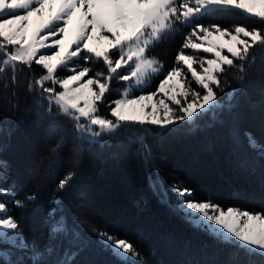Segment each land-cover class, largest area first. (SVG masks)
I'll return each mask as SVG.
<instances>
[{"label": "snow or ice", "instance_id": "snow-or-ice-1", "mask_svg": "<svg viewBox=\"0 0 264 264\" xmlns=\"http://www.w3.org/2000/svg\"><path fill=\"white\" fill-rule=\"evenodd\" d=\"M225 9L242 10L254 18V26L224 27L201 22L205 15ZM180 26L190 31L175 55L173 66L164 75L165 65L150 53L170 34L178 32ZM185 49L193 53H186ZM256 49L264 50V0H0V94L7 103L6 108H0V136L5 133L9 115L15 118L19 113V90L26 84L33 98L31 110L56 131L59 129L55 121L67 119L77 141L72 168L54 186L53 205L62 203L63 197L71 193L83 151L105 146L106 139L133 130L143 133L135 137L140 145L135 152L138 165L150 186L160 192L163 181L152 145L182 131H199L204 117L211 116L213 124L223 122L225 115L235 119L240 97L251 84L248 78L256 66ZM200 52L212 54V58L196 54ZM100 61L106 73L95 71L89 75L93 67L86 65ZM194 65H199L200 70ZM160 75L164 78L155 92L135 95ZM114 80L125 82V86L119 98L111 99L112 93L119 91L112 86ZM161 93L171 103L160 98L150 105ZM261 95L264 96V84ZM150 106L151 110L146 111ZM105 109L114 119L102 114ZM12 131L8 129L9 136ZM243 135L264 172V143L251 132ZM232 139L235 151L241 144L235 130ZM63 147L61 137L50 149L49 163L37 168L34 191L23 198H19L14 185L2 186L8 181V166L0 161V196L12 197L14 209L25 210L35 204L46 187L39 181L52 179ZM170 190L177 199L173 202L168 196L167 203L191 227L237 249L231 254L233 258L244 253L248 259L243 264H257L251 257H259L260 264H264V205L251 210L225 208L211 199L199 200L194 189L186 187L183 181H174ZM167 195L165 189L161 197ZM57 212L56 207L46 212L47 237L70 244L51 262L46 257L55 248L41 250L35 242L29 245L19 221L9 214L8 204L0 201V245L32 250L30 261H13L11 252L0 247V261L77 264L76 258L91 248L112 259L83 264H146L138 247L127 238L92 226L90 232L95 240H88L82 233L73 232L67 218Z\"/></svg>", "mask_w": 264, "mask_h": 264}, {"label": "trees", "instance_id": "trees-1", "mask_svg": "<svg viewBox=\"0 0 264 264\" xmlns=\"http://www.w3.org/2000/svg\"><path fill=\"white\" fill-rule=\"evenodd\" d=\"M253 19L242 10L225 9L205 15L201 22L231 27L235 24L253 25ZM189 28L180 26L178 32L160 46L150 56L156 57L165 65V73L173 66L175 55L180 50ZM186 53L193 50L185 49ZM256 66L249 75L250 87L240 97L236 118L225 115L223 122L213 124L211 116L200 121L199 131H182L160 139L152 145L156 156L159 176L163 181L160 192L150 186L144 177L135 156L139 142L135 140V130L121 132L106 139L105 146H92L83 151L82 165L70 194L63 197L57 205L51 203L55 184L72 168L73 149L76 139L73 126L67 119H57L56 128L42 120L33 110V98L26 90V84L19 90L20 111L5 121V133L0 136L3 150L0 161L8 166V181L2 185H14L19 198L34 191L38 182L36 170L49 163L50 149L63 137L62 159L53 171L51 180L39 181L46 185L38 201L25 210L14 209L12 197L0 196V201L8 204L11 215L20 223V230L29 245L34 242L41 250L54 247L55 252L46 258L54 262L70 242L49 240L46 212L50 207L58 209L57 215L67 218L73 232L82 233L88 240H95L90 227L96 226L121 238L132 241L145 258L146 264H243L248 259L240 252L235 258L231 254L237 249L218 243L202 231L191 227L177 215L172 205L167 203L168 196L173 202L177 197L171 193L174 181H183L186 187L194 189L199 200L211 199L219 205L242 209L260 208L264 205V172L256 153L247 147L244 133L251 132L258 141L264 143V50L256 49ZM95 71H104L103 62L88 64ZM39 68L37 65H33ZM43 70H41L42 72ZM40 73H37V76ZM160 75L152 80L153 88L164 78ZM23 79V76H21ZM235 86V81H231ZM111 99L119 97L125 82L114 80ZM139 92V91H136ZM7 103L0 94V108ZM107 115L110 112L105 109ZM22 121V123H19ZM13 129L8 135V129ZM239 134L241 144L234 151L233 132ZM150 139V136H149ZM168 189V195L161 193ZM83 220L84 223H80ZM11 252L13 261H30L31 248L21 250L10 245H0ZM107 254H97L93 249L83 252L76 260L111 261ZM260 264L259 257H251ZM0 264H3L0 261Z\"/></svg>", "mask_w": 264, "mask_h": 264}, {"label": "rangeland", "instance_id": "rangeland-1", "mask_svg": "<svg viewBox=\"0 0 264 264\" xmlns=\"http://www.w3.org/2000/svg\"><path fill=\"white\" fill-rule=\"evenodd\" d=\"M225 39H227V38H225ZM192 53H193V52H192ZM192 53H190V54H192ZM196 54H197V55H204V56H207L208 58H212V54L202 53V52H200V53H196ZM225 54H227L226 51H225ZM194 67H196L198 71L200 70V69H199V65H194ZM184 71L187 72V68H186V67H184ZM187 76H188V79H191V73H188ZM159 83H160V82H159ZM159 83L153 88V85H152V82H151L150 86H149L147 89H145L144 91L135 92V95H144V94H147L148 92H155L156 89H157V87H158V85H159ZM172 84H173V86H175V85H176V82L173 81ZM193 85H194V82H193ZM49 86H50V82H49ZM194 86H195V85H194ZM56 87H58V85H57ZM195 87L198 88L199 86H195ZM122 90H123V88H121V91H122ZM170 94H171V91H170ZM117 98H119V97H117ZM160 98H164V99L166 100V102L169 103V104L171 103V102L168 101V100L163 96V94L161 93V94H158L157 97H154L153 101L150 102V105H151V104H154V103H156V102H158V99H160ZM115 99H116V98H115ZM137 108H138V106H137ZM150 110H151V106L149 107V109H146V111H150ZM102 114H107V113H106L105 110H104V111L102 112ZM109 117H110V116H109ZM110 118H112V117H110ZM112 119H114V118H112Z\"/></svg>", "mask_w": 264, "mask_h": 264}]
</instances>
